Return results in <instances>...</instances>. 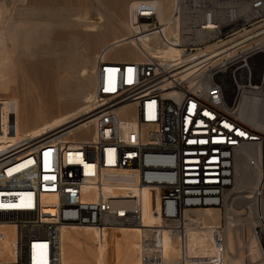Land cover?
I'll return each mask as SVG.
<instances>
[{
	"label": "built area",
	"instance_id": "built-area-1",
	"mask_svg": "<svg viewBox=\"0 0 264 264\" xmlns=\"http://www.w3.org/2000/svg\"><path fill=\"white\" fill-rule=\"evenodd\" d=\"M134 18L142 33L158 41L139 45V59L98 55L92 134L57 138L47 156L40 152L42 139L0 153V226H9L12 237L10 257L0 264H65L60 231L70 225H91L98 233L137 227L136 264H170L162 242L168 233L179 253L174 264H202L187 260L188 234L205 227L214 245L225 249L222 196L234 188V158L244 147L252 149L257 176L244 192L234 190L229 206L238 248L249 239L264 243V131L235 113L241 97L264 92V51L245 40L262 29L227 39L264 19V0H173L167 23L179 34L176 41L164 36L152 2L139 1ZM223 39L220 47L206 48ZM167 44L181 52L163 60ZM124 105L130 106L124 115L133 114L130 125L117 112ZM105 171L126 175L127 181L112 184L119 191L103 190ZM144 187L153 188L148 222ZM47 191L54 194L48 204ZM90 193L93 199H85ZM216 207L220 222L204 225L197 211ZM239 264L252 263L244 256Z\"/></svg>",
	"mask_w": 264,
	"mask_h": 264
},
{
	"label": "rangeland",
	"instance_id": "rangeland-1",
	"mask_svg": "<svg viewBox=\"0 0 264 264\" xmlns=\"http://www.w3.org/2000/svg\"><path fill=\"white\" fill-rule=\"evenodd\" d=\"M133 1L135 0L4 1L5 12L4 15H0V20L5 18V15L8 17L11 15L9 21H15L13 23H17L19 28L16 36L14 35L13 40L5 47L9 56L3 60L11 61L15 70L13 79L0 86V135H18L21 136V142L28 141L31 137H27L25 132L40 125L43 121H49L75 110L81 102L87 100L84 98L83 90H80L83 89L82 81L90 78L91 74L93 77L95 59L100 53L110 57L117 52V47L123 44L121 38L126 37V33L124 34L126 24L132 21L130 3ZM172 2L173 0L169 2L170 9ZM37 20L38 23H36ZM39 21L44 22H40L42 26L38 25ZM123 46L122 48L128 52L135 53L132 45L124 43ZM119 50L122 49L119 48ZM80 58L89 59V64L82 63ZM78 93L82 95L79 96ZM91 114L92 111L73 122L54 129L47 136ZM92 130L91 128V132ZM79 133L78 131L66 139H79ZM41 137H46V135L32 139L38 141ZM240 163L249 164L245 159H240ZM234 190H232L233 193ZM232 192L230 198L234 196ZM232 230L236 253L240 243L236 238L237 233L234 226ZM79 242V245L68 240L61 242L65 264H92L91 260H84L86 250L82 239ZM246 244L243 246L245 253ZM262 245L264 247V243ZM116 254H112L113 261L114 264H119L117 260L120 259V254H117L118 256ZM261 261L264 264V260ZM261 261L252 262V264H259Z\"/></svg>",
	"mask_w": 264,
	"mask_h": 264
},
{
	"label": "bare ground",
	"instance_id": "bare-ground-1",
	"mask_svg": "<svg viewBox=\"0 0 264 264\" xmlns=\"http://www.w3.org/2000/svg\"><path fill=\"white\" fill-rule=\"evenodd\" d=\"M4 1L5 0H0V15L5 12V2ZM139 1H142V0H135L130 3V7L132 10V21L126 24V32H124V34L126 33L125 34L126 37L121 38L123 39L122 40L123 44L120 45L121 47H117V52L112 54V56L107 57L104 55V57L109 58V59H114V60L139 59L140 54L137 51V48L139 45L145 48H149V47H152L154 43H157L158 41L157 36H152V38H149L146 35V33H142L141 28L137 27L136 25L135 18H134V10ZM144 1L152 2L154 4L155 18L157 22L160 24L162 31L164 33V36L172 39L173 41H176V39L179 38V34L176 33V29L173 26H170L167 23V18L169 15L168 13L171 10L169 8L170 0H156V1L155 0H144ZM5 16H6L5 18L3 17V19L0 20L1 22L0 23V86H2L4 82H8L11 79H13V76H14L15 68L10 63L11 61L9 60L10 62H8L7 60L6 62L3 59H6L9 56V52L5 50V47L8 42L13 40V36L18 32V28H19L17 26V23L14 24L15 21H13L14 23L9 21V17L11 15L9 17L7 15ZM20 22H23V21H20ZM40 22L42 21H39L38 25L42 26L43 24H41ZM36 23H38V20ZM263 28H264V19L252 25L249 29H243L242 31L235 33L234 35L228 37L227 39L232 40L238 36L243 37L244 35H247L252 30L262 29L258 31L257 33L250 35L248 38H245V40H248L247 44H251V45L259 44V47H261V51H264V33H263L264 29ZM135 34H138L137 37L133 36ZM32 36H30V38ZM227 39L209 43L206 46V48L210 49V48L220 47L221 45L226 43ZM124 43L125 45H132L135 49V53L128 52L127 50L122 48L124 47L123 46ZM174 45L175 44H172V45L167 44L161 47V57L163 60H170L174 56L180 54L181 52L180 48ZM119 48L122 50L120 51ZM73 59H75V57ZM80 61H82V63L83 62L88 63L89 59L87 60V58L86 59L80 58ZM33 71L34 70L32 69V72ZM29 73L31 72L29 71ZM91 76H89L90 78L87 77L88 78L87 80L82 81L83 89H80V90H83L84 98L87 99L85 102H81V104L75 110L70 111L66 114H63L61 116H58L56 118H53L49 121H43V123L41 122L40 125H37L36 127L25 132L27 134V137L29 138L31 137V139H29L28 141L33 140L32 138L46 135V137H43V138L41 137L42 141L40 142L41 146H43L40 148V152L44 156L48 155V152L54 146V142L57 138L66 139L68 136L78 131L80 132L79 133L80 138H83L84 136L92 134L93 130L91 132V128H92L93 120L91 118L93 114L88 115L84 117L83 119L76 121L66 127H63L62 129H59L58 131H55L54 133H51L47 136V134L53 131L54 129L56 128L58 129L61 126H64L70 122H73L76 119L82 116H85L90 111L94 110V107H95L94 102H93L94 101V76L93 77ZM81 93L80 95L79 93L77 95L81 96L82 95ZM129 107L130 106L124 105L117 109V112L119 116L121 117L122 121L128 123L127 125H130V123L133 120V114L129 115V117H126L124 115V111L129 109ZM235 113L241 120L251 125L254 129L264 131V92L258 95L243 96L242 100H240L238 105L236 106ZM66 129L67 131H65ZM51 135H54V136H52L51 139H48V137ZM46 138L48 140H43ZM20 142H21V136L0 135V153L8 150V147L10 146L18 145ZM251 155H252V149L248 147L242 148L235 155L234 167H233V182H234L233 187L234 188H229L222 196L223 202L225 203V207H226L225 216L227 218L225 249H222L220 251L218 247L214 245L211 234L208 231V229H206L205 227L194 229L189 232L188 238H187L188 239L187 240V260L188 262L195 260V261L201 262L202 264H239L242 260V257L244 256L247 257L249 260H251V263L257 262L259 260L260 261L264 260L262 256V250L264 253V247H262L263 243L262 241H259L262 247V250H261V247L256 239L248 240L245 246L246 253L244 252L245 250L243 247L242 248L237 247V252L236 253L234 252L235 243L233 240L234 238H233V230H232V226H234V223H233V218H232L233 215L230 216V214L233 213V208L229 206L228 199H230L229 196L233 189H237V190L242 189L241 192L242 191L244 192L246 188H249L250 186L253 185L255 178L257 176V171L255 168L256 165L255 166L252 165V163L255 164V161L253 160V157H251ZM240 159L247 160L249 164L247 165L241 164ZM127 179L128 178L126 177V175L121 172L105 171L103 173V180L107 182V185H105L103 190L106 192L113 191V189H116L117 191H119L118 190L119 188H113L112 184H115V183L120 184L121 182L127 181ZM244 181H247V182L245 183ZM244 183L245 185H243ZM152 193H153V188L151 187H144L142 191L140 192V195L142 197V205H143V217H144V221L146 222H148L151 218L150 215L148 214L149 213L148 211H149V208H151L152 204L149 203L148 197L151 196ZM53 196L54 194L52 191L45 192L44 197H43L44 202L47 204L51 203L53 201ZM93 196H94L93 193L87 194L85 199L92 200ZM197 217L201 219L204 225L206 224L217 225L220 222L222 213L217 207L216 208H205V209H200L197 211ZM158 221H159V217L156 214L153 219V223L157 224ZM7 229H9V226H0V231L4 233L3 238L0 239V261H5L10 257V244H11L12 237H11V234H9V232L7 231ZM138 236H139L138 228L133 227V226L118 225V226L104 227L101 233H98L97 229L91 225H70L69 227L61 228L60 249H61V242H65L68 240V241L75 242L79 245L80 244L79 241L80 239H82V243L84 244V247L86 250V256L84 257L85 261L91 260L92 264H114L112 254L117 253L118 255L120 254L119 255L120 259L118 258L120 261L117 260L118 262H120L119 264H136L138 262L137 256H136ZM237 240L239 239L237 238ZM162 242H163V247H164V253L167 256L166 259L169 261L170 264H174L176 259L179 257L178 256L179 253L176 247L175 237L169 235L168 233H163ZM93 245H95V247ZM233 252L237 254V256L235 257L230 256V254ZM61 256H62V250H61ZM62 260H63V257H62ZM259 264H263V262L261 261V263Z\"/></svg>",
	"mask_w": 264,
	"mask_h": 264
},
{
	"label": "snow or ice",
	"instance_id": "snow-or-ice-1",
	"mask_svg": "<svg viewBox=\"0 0 264 264\" xmlns=\"http://www.w3.org/2000/svg\"><path fill=\"white\" fill-rule=\"evenodd\" d=\"M225 127H228V125H225ZM239 134H240V135H244V133H242V132H241V133H239Z\"/></svg>",
	"mask_w": 264,
	"mask_h": 264
}]
</instances>
